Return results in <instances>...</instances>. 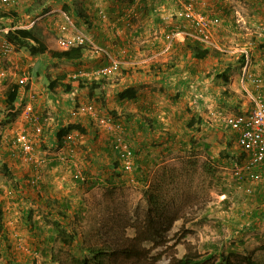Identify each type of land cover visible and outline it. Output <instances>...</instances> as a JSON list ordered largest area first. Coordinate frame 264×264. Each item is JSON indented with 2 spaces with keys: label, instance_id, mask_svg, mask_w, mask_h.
I'll use <instances>...</instances> for the list:
<instances>
[{
  "label": "rangeland",
  "instance_id": "1",
  "mask_svg": "<svg viewBox=\"0 0 264 264\" xmlns=\"http://www.w3.org/2000/svg\"><path fill=\"white\" fill-rule=\"evenodd\" d=\"M148 1L149 6L144 8L141 3ZM133 3L125 4L123 12L127 18L143 14V20L124 25L118 29L119 34L117 24L110 26L115 21V6L120 4L116 0H16L1 7L0 14L7 15H0V40L4 28L32 27L47 49L62 50L60 35L73 34V27L85 34L77 22V12H82L90 21L84 24L90 32L96 31L94 27L99 29L101 23L107 24L110 40H105L106 46L121 41L119 37L125 33L132 39V46L138 47L136 50L144 51L139 55L144 56L151 50L153 36H157L156 45L162 46L167 44L164 35L171 27L190 24L180 15L188 4L192 12L219 19L213 38L225 51L210 48L208 56L198 61L203 65V74L181 86H163L154 81L136 88L139 96L143 95L140 111L130 104L122 110H118L119 106L109 108L112 105L103 96L107 90L101 88L105 83L92 91L93 99L87 92L80 93L78 101L68 102L66 111L64 102L69 99H64L67 96L58 86L61 81L74 74L99 75L95 71L101 66L89 68L99 62V57L106 58L99 48L112 59L121 58L101 47L93 32V37L86 36L92 44H85L83 58L74 62L53 59L47 52L32 55L26 46H12L13 54L8 59L0 58L5 73H11L3 84L13 83L22 73L30 80L21 87L11 108L5 105L6 88L0 83V223L4 230L0 236L5 234L7 242L6 246L0 245V264H61L70 256L81 257L88 244L133 236L136 230L156 221L151 216L171 212L180 218L168 229L165 222H155L158 230L148 233L143 242L149 257L159 254L154 264H166L171 253L181 256L186 243L201 252L249 253L264 264V212L260 210L264 183L250 184L243 172L234 173L235 164L239 165L244 154L236 145L235 131L222 121L224 114L249 108L244 90L251 87L246 83L249 76L264 77V0ZM150 28L158 32L150 34ZM241 48H246L249 55V76L244 78V85V64L241 70L239 66ZM87 55H95L96 61H85ZM162 55L165 54L158 58ZM12 61H18L23 69H10ZM230 69L234 71L226 75L227 80L218 77V73ZM52 80L58 83L50 88ZM191 83H197L193 89ZM46 94L49 97H44ZM28 104L30 110L25 112ZM89 104L94 115L85 112ZM142 116L151 119L150 127ZM101 118L108 121L103 124ZM189 119L195 121L191 126H187ZM76 120L85 126L86 134L75 135L76 131L71 130L64 137L70 138L75 148L71 154L64 147V139L58 143L56 133L60 126ZM33 123L41 124L42 130L36 136L32 154L23 159L21 148L11 140L17 135L28 138ZM111 123L118 127L112 129ZM51 127L55 131L49 136ZM115 137H121L131 150L130 170L119 166ZM158 181L162 183L163 206L149 212L141 189L150 182L157 185ZM57 208L65 209L60 223L74 235L68 244H63L53 229ZM183 230L187 233L181 237Z\"/></svg>",
  "mask_w": 264,
  "mask_h": 264
},
{
  "label": "trees",
  "instance_id": "2",
  "mask_svg": "<svg viewBox=\"0 0 264 264\" xmlns=\"http://www.w3.org/2000/svg\"><path fill=\"white\" fill-rule=\"evenodd\" d=\"M134 0H116V2L131 4ZM15 15L14 13H11ZM0 15H7L0 14ZM77 22L80 28L85 31V35L87 37H93L92 33L86 29V25L90 24V21L84 18L87 16L83 15L82 12H77ZM79 18H83V21H79ZM87 32V33H86ZM4 37L8 42L13 44L16 47L26 46L29 53L32 55L44 54L48 53L49 56L53 59L64 60L67 62H74L83 58L84 55V45L72 46L67 49L62 50H49L46 45L37 37V34L34 32V29L24 28V27H13L9 28L6 33H4ZM187 37L184 38L186 41ZM174 39L173 41H175ZM172 41V42H173ZM193 41L192 44L186 41L185 45L190 48L191 54L193 57L197 59H203L208 56L210 52V48L204 47L196 40ZM244 64V54L240 53V63L239 66ZM122 66V64L119 65ZM240 66V67H241ZM233 69H230V72H220L218 73V77H222L223 80H227L228 74L233 73ZM57 81L52 80L49 83V87L52 88L57 86ZM105 83L104 76H100L98 78H88V77H72L67 79L66 81H61L58 86L63 92H69L73 88L82 89L87 88L89 93H91L94 89H97L100 84ZM19 85L17 82L10 83L5 90V102L9 108L12 107L14 101L17 99ZM136 90L132 87H126L122 91L118 93V97L120 99H134ZM143 120L147 122L146 124L150 127L149 122H152L150 118L142 116ZM88 121L90 119H87ZM195 121L193 119H189L187 126H191ZM71 130H75L79 134H86V128L83 124H81L78 120L72 121L69 124L64 126H60L58 128V132L56 133L57 141L60 144L64 137ZM117 163H114V168H116ZM120 166V165H119ZM5 167V165H4ZM160 188H162V183L160 181L157 182V185L154 183H148L145 187L141 189V192L144 196L145 202L150 209L157 211L160 206H163L164 197L161 195ZM63 211L65 209H62ZM61 208L54 209V216L56 218L54 221V231L57 233L58 238L63 244H68L73 241L74 235L70 231H67L60 221H63L65 215L63 214ZM50 214V212L48 213ZM151 216V219L154 218L156 221L149 222L141 229L135 231L133 236H120L109 239L108 242H103L100 245H86L85 253L82 254L81 257H68L67 261H61V264H154V262L159 258V254L154 257H149V249L143 244V242L147 239L146 235L157 229V224L155 222L166 223V228L168 229L172 223L180 218V215L171 212V213H156ZM150 218V215L148 216ZM1 218V212H0ZM2 225L0 223V232L4 231L2 229ZM4 233V232H3ZM187 233V230H183L181 237H183ZM56 236V237H57ZM180 237L176 239L179 241ZM7 245L5 234L0 236V245ZM186 250L181 256H176L171 253L168 256V260L166 264H260L256 261L249 253H239L235 251L224 252L220 250L217 251H199L194 248L189 243H186ZM173 245H170L172 247ZM168 248V246L166 247ZM58 261V260H57Z\"/></svg>",
  "mask_w": 264,
  "mask_h": 264
},
{
  "label": "built area",
  "instance_id": "3",
  "mask_svg": "<svg viewBox=\"0 0 264 264\" xmlns=\"http://www.w3.org/2000/svg\"><path fill=\"white\" fill-rule=\"evenodd\" d=\"M14 2H16V0H0V9L2 6L13 4ZM180 15H183L184 18L189 21L190 28L184 29V25H182V27H171L164 35V39L167 42L166 45H170L177 36L183 35L192 40H196L204 47L225 51V49L221 48L213 38V30L219 24V19L216 16L192 12L188 4L185 5L184 11L180 13ZM103 16L104 15H102V17ZM9 28L10 27L2 29L3 33H6ZM73 29L75 31L73 34H62L59 36L58 43L63 49L77 45L92 44L85 34L76 31L74 27ZM12 46L13 45L8 42L5 37L1 38L0 58L8 59L10 55L13 54ZM98 50L105 53L104 56L108 59V63L99 68L96 72L97 74H107L119 68L121 61L112 59L101 48ZM239 50L244 54V65L241 74V83L244 85V78L249 76L247 70L249 55L246 48H241ZM11 68L12 67H10V69ZM9 75H11V73H5V70H3L0 65V83ZM79 75L81 74H74L73 77H78ZM29 80L30 76L22 73L15 81L20 87H23ZM246 83L251 85L249 88L250 90L244 87L250 103L249 108L236 114H224L222 116V121L226 126L235 131L236 145L239 147L242 154H244L239 165L235 164L234 173L239 175L243 172L250 184L264 183V77L261 75H251L246 80ZM85 109L88 115L95 114L92 105L89 104L85 106ZM29 110L30 105L28 104L25 106V112ZM99 121L105 124V121L108 120L101 118ZM114 126L118 127L116 124H112L111 128L113 129ZM41 130V124L33 123L32 132H28L30 133L28 138L24 135H17L11 140V144H17L21 148L23 159L29 158L32 154L33 145L35 141H37L36 136L40 135ZM71 143V139L67 138V141H64V147L72 154L75 153V148ZM113 144L117 147L115 149L120 167L124 170H130L132 167V159L130 158L131 150L123 143L121 137H115ZM260 210L264 212V199L260 205Z\"/></svg>",
  "mask_w": 264,
  "mask_h": 264
},
{
  "label": "crops",
  "instance_id": "4",
  "mask_svg": "<svg viewBox=\"0 0 264 264\" xmlns=\"http://www.w3.org/2000/svg\"><path fill=\"white\" fill-rule=\"evenodd\" d=\"M131 4L133 5L134 3L132 2ZM141 4H143L144 8H145L146 6H149V1L148 2H142ZM125 6L126 5L124 3H122V4L120 3V4H117L115 6L116 10H115V13H113V15H114L113 21L114 20L115 21L112 22L110 26H115L117 24L118 25L117 30H116L117 33L119 32L118 29H122V27L124 25L129 24L131 26L132 23H134V22L137 23V22H140L141 20H143V19H141V18H143L142 17L143 14H138V15H135L133 17L127 18V16L123 12L125 10ZM121 12H123L122 15L117 19L116 17H117V15H119L118 13H121ZM146 17H148V16H146ZM160 18H161V16H160ZM159 19H157V20H159ZM160 22H162V21L160 20ZM101 24L102 25L99 29L94 27V29L96 31H93L91 29V32H93V35H94V40L99 45H102L101 47L105 46L104 48L107 51H109L112 55H117L116 57L121 58L120 64H122V66H120V68H118L117 70L111 71L110 73L112 75L107 73V74L92 75L93 77L92 76H85V77L96 78V77L104 76L105 86L101 87V88H103V90H107L103 93L104 94L103 96L107 102L110 101L108 103V105L111 104L112 106L109 108H115L114 106H119L118 110H122L121 108L125 109L124 106H127L128 104H130L133 106L134 110H136V109L139 110L141 108V103H142V98H143V95L139 96L140 90L136 89L139 86H142L143 84H150V83L153 84V83H155L154 81H158V82H160L159 84H161L163 86L169 85V83H170V84H173L174 87H178L179 85L181 86L183 83H187L189 80L197 79L199 74H203L202 73L204 71L203 65L201 62H198V61H200V59L193 57L191 54L190 48H188L185 45L186 41H188L189 44L190 43L192 44V42H193V41H191L192 39H190L188 37H187L188 39H186V41H185L184 38H186V36H183V35L177 36L176 41L174 42V44H176V46L173 48L174 44L172 45V47L170 45H166L165 43L162 46L156 45L158 41H157V36L155 35V36H153V39H151L152 40L151 41L152 42L151 43L152 44L151 50H147L148 53H146L144 56H140L143 54L144 51L142 49H141V51H140V49L136 50V48L138 49V47L134 48L132 46V41H131L132 39L128 38V36H126L125 33L123 36L122 35H120V37L118 36L121 39V41H117V43H115V44L111 42L109 45L106 46L107 43L105 42V40H110V37L108 34L109 31H108L107 24H106V26L104 23H101ZM177 27H179V26H177ZM180 27H182V26H180ZM110 28H112V27H110ZM124 28H126V27H124ZM151 28H153V27H151ZM151 28L149 29L150 34L152 33L154 35V34H156V32H158L157 29L152 31ZM183 28L188 29V28H190V25L185 24V26ZM98 30L100 32H98ZM122 32H124V31L122 30ZM118 37H117V39H118ZM130 41H131V43H130ZM129 52L133 53V54H130ZM121 54H123V55H121ZM137 54L139 57L136 58ZM160 54H165V55L161 56L163 58H161V57L158 58V55H160ZM87 58L93 59L94 62L96 61L95 55H93V57H92V55L91 56L87 55L85 57V61L87 60ZM98 59H99V62H97L96 65L89 67L90 69L94 68L96 66L102 67L104 64L108 63V60L104 57L103 58L99 57ZM90 62H91V60H90ZM13 63L14 62L12 61V68L15 67V68L23 69L22 64L18 63V61H17V63H14V64ZM241 68L242 67H240V70H241ZM97 70L95 71V73L97 72ZM121 71L125 72V74L121 75L120 74ZM209 79H212V78L210 77ZM193 84H197V83H191L189 85L192 87ZM102 85L103 84H100V86H102ZM126 87H132V88L136 89V92H135L136 97L134 99L133 98L132 99H127V98L120 99L118 97V93ZM192 89H193V87H192ZM87 90H88L87 88H82V89L75 88V90L73 88L69 92H64L65 96H67V97H64V99L65 98L69 99V100H67V102H64L62 100V102H64V107L66 108L65 110L66 111L68 110L67 107L70 104L68 102L72 101L74 104L76 101L79 100L80 93L87 92L89 97L91 99H93L94 98L93 92L89 93V90L88 91ZM200 92H202V91H200ZM97 94H99V93H97ZM59 95H61V94H59ZM44 97H49V95L46 94V95H44ZM44 97H42V98L44 99ZM38 98H39V96L37 95L36 100H38ZM104 98H103V100H104ZM131 101H134V103H132ZM239 110H240V112H243L246 109L240 108ZM50 131H51L50 132L51 134L49 136H52V134L55 131V128L51 127ZM74 134L81 135L78 132H74ZM98 135L103 137V134L101 132H99ZM96 139L99 140L100 138L98 136H96ZM104 146H106V145H104ZM101 152L103 153V151H101ZM261 187L262 186H260L259 188H261ZM263 188H264V186H263ZM6 207H7V205H6Z\"/></svg>",
  "mask_w": 264,
  "mask_h": 264
},
{
  "label": "clouds",
  "instance_id": "5",
  "mask_svg": "<svg viewBox=\"0 0 264 264\" xmlns=\"http://www.w3.org/2000/svg\"><path fill=\"white\" fill-rule=\"evenodd\" d=\"M24 28H26V27H24ZM4 34V33H3ZM3 37H4V35H3ZM13 45V44H12ZM14 46V45H13ZM13 82H16V81H13ZM2 84H3V81H2ZM6 84H10V82L8 83V82H6L5 84H3V86L7 89V87H8V85H6ZM21 89V87L19 86V89H18V95H19V90ZM18 95H17V97H18ZM5 100V99H4ZM15 102V101H14ZM15 103H13V105H14ZM5 105H6V102H5ZM13 105H12V107H13ZM9 108V107H8ZM68 138V137H67ZM67 138L65 139L64 138V140H63V142L64 141H67Z\"/></svg>",
  "mask_w": 264,
  "mask_h": 264
}]
</instances>
